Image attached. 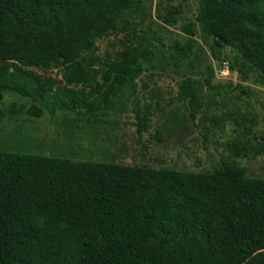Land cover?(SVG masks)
Instances as JSON below:
<instances>
[{"label": "trees", "instance_id": "16d2710c", "mask_svg": "<svg viewBox=\"0 0 264 264\" xmlns=\"http://www.w3.org/2000/svg\"><path fill=\"white\" fill-rule=\"evenodd\" d=\"M139 2L0 0V101L15 92L51 113L114 109L117 92L136 86L154 51L124 44L101 57L97 44ZM197 4L195 21L181 27L185 43L170 46L175 63L191 56L198 24L214 40L217 60L229 48L228 70L242 79L252 74L264 87V0ZM49 69L63 84L36 72ZM178 100L194 119L205 105L199 82L184 79ZM29 112L42 115L41 108ZM149 122L136 113L137 132ZM233 148L236 157L261 150ZM0 264H264V178L247 176L235 161L193 172L0 148Z\"/></svg>", "mask_w": 264, "mask_h": 264}, {"label": "rangeland", "instance_id": "374dc122", "mask_svg": "<svg viewBox=\"0 0 264 264\" xmlns=\"http://www.w3.org/2000/svg\"><path fill=\"white\" fill-rule=\"evenodd\" d=\"M139 1L140 10L97 44L101 57L124 44H152L153 62L143 66L136 86L117 92L115 108L94 116L58 109L51 113L31 98L7 92L0 101V148L193 172L213 171L223 162L235 161L247 176L264 178V87L252 74L242 79L228 70L223 61L232 56L229 48H222L217 60L211 48L214 40L203 36L198 24L191 56L175 63L170 46L185 43L181 27L195 21L197 0ZM158 13L172 14L175 24L164 23ZM36 72L63 84L56 69ZM187 78L199 82L205 102L194 119L187 104L178 100L179 86ZM12 106L20 112L12 114ZM33 107L42 109L40 117L29 112ZM137 112L150 119L147 130L140 133ZM234 143L261 150L236 157Z\"/></svg>", "mask_w": 264, "mask_h": 264}]
</instances>
